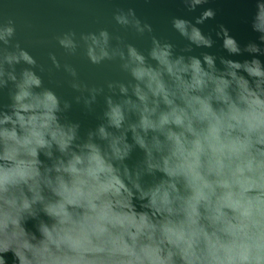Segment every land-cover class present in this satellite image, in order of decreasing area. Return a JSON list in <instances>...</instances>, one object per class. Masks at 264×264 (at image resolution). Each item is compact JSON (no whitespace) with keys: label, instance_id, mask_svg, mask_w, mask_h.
I'll list each match as a JSON object with an SVG mask.
<instances>
[{"label":"clouds","instance_id":"9594fccd","mask_svg":"<svg viewBox=\"0 0 264 264\" xmlns=\"http://www.w3.org/2000/svg\"><path fill=\"white\" fill-rule=\"evenodd\" d=\"M256 7L264 44V0ZM113 20L148 47L108 28L56 35L66 56L119 73L90 84L50 52L72 100L45 83L14 19L0 20V264L9 252L13 264H264V63L183 54L214 44L187 19L171 21L188 41L179 53L134 8ZM217 35L230 55H264L223 26ZM73 101L94 128L69 118Z\"/></svg>","mask_w":264,"mask_h":264},{"label":"water","instance_id":"95a60500","mask_svg":"<svg viewBox=\"0 0 264 264\" xmlns=\"http://www.w3.org/2000/svg\"><path fill=\"white\" fill-rule=\"evenodd\" d=\"M257 0H207L196 8L195 11H188L183 0H0V20L6 21L9 17L16 23V39L21 46L25 47L43 65L45 72L42 73L45 83L49 87L55 88L65 98L72 100L76 93L67 83V75L61 70L53 67L49 53H55L61 64L68 62L73 64L82 80L91 83H102L106 79L117 78L118 69L115 64L105 63L102 66L91 65L86 56L81 52L77 56H66L58 46L55 37L69 29L77 33L97 31L100 28H108L113 33L123 35L127 41L134 43L137 47L146 49L149 45L147 38H138L131 31H125L115 24L113 13L118 8L127 9L129 7L136 10L137 15L152 24L155 34L161 38L168 39L177 45V52L188 43L172 28V19L182 18L191 21L205 35H210L214 41L211 48H197L192 46L190 53L185 55H195L207 52L217 57L218 67L219 57L243 61L257 56L264 63V55L249 54L243 52L241 55H230L223 48V39L218 36L221 26L226 28L229 35L234 37L241 48L250 42H255L264 48V44L259 40V33L251 27L252 19L257 12ZM206 9H213L215 17L196 24V18ZM52 68L49 75L47 69ZM5 102H7L5 98ZM103 100L97 112L102 109ZM72 120H79L82 129L95 127L98 120L94 115L85 114L79 105L73 101L72 110L68 113ZM137 149L133 153L132 163L139 155ZM43 158V157H42ZM35 222L28 221L26 228L36 231ZM7 264H13V254H6Z\"/></svg>","mask_w":264,"mask_h":264}]
</instances>
